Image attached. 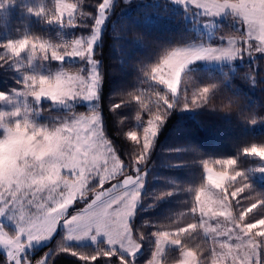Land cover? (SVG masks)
Returning a JSON list of instances; mask_svg holds the SVG:
<instances>
[{
    "label": "snow or ice",
    "instance_id": "6c2138e0",
    "mask_svg": "<svg viewBox=\"0 0 264 264\" xmlns=\"http://www.w3.org/2000/svg\"><path fill=\"white\" fill-rule=\"evenodd\" d=\"M9 2L14 0H3L0 7ZM180 2L202 10L209 18L230 13L243 28L242 43L229 37L225 46L194 43L166 50L159 62L149 66L144 74L170 95L153 89L146 102L141 92H129L110 106V111H114L134 102L138 106L137 119L140 111L148 112L142 132L129 130L125 133V139L134 144L129 163L121 159L118 149L107 137L102 115L96 111L73 112L51 126L34 124L29 119L30 109L0 112V215L10 214L17 225L14 234L0 227V246L7 250V257L0 264H41V260H22L21 254L33 241L50 237L61 223L68 229L69 240L91 235L95 241L99 234L106 238L107 250L79 256L87 264H95L101 257L108 260L117 257L119 264H132L131 259L118 255L117 249L134 257L145 239L143 231L134 229L130 223L144 181V172L139 166L148 160L168 110L176 106L174 98L181 89L182 77L187 83L186 67L198 60L231 59L253 51L264 53V0ZM110 3L111 0H101L98 4V15L92 26L95 34L86 40L77 38L70 43L57 44L36 36H24L0 43V49L4 50L0 53V63H15L27 53L30 61L51 58L62 62L67 56L79 57L90 66L87 71L81 68L62 70L54 75L26 74L22 90L16 94L32 97L37 104L42 98L59 104L96 99L101 74L96 67L98 61L93 59V45ZM77 8V3L72 0H55L54 11L42 6L28 11L44 17L49 23L67 21L72 24L77 17ZM215 87L209 84L196 88L184 97L183 107L198 108L205 104L215 107L210 98ZM8 100L9 94L0 92V101ZM8 117L16 119L9 123ZM242 152L264 161V144H252ZM201 163L205 179L196 189L195 202L190 209L191 213H198V222L176 227L174 232L158 228L151 233L155 242L147 264H164L162 254L165 245L169 244L181 250L176 264H264V196L251 200L237 216H233L228 203L229 186L233 197L245 192L250 187L246 172L239 170L236 158L205 159ZM259 171L264 172V168ZM93 181H96L94 186ZM110 181L116 183L105 187ZM214 190H219V194ZM89 193L92 194L90 202ZM167 194L171 195L170 192ZM77 200L86 207L68 215ZM220 217L225 218V224L220 223ZM213 220H216L215 225L210 223ZM198 229L212 234L213 247L200 251L187 244L185 235ZM220 237L222 239H218Z\"/></svg>",
    "mask_w": 264,
    "mask_h": 264
},
{
    "label": "trees",
    "instance_id": "16d2710c",
    "mask_svg": "<svg viewBox=\"0 0 264 264\" xmlns=\"http://www.w3.org/2000/svg\"><path fill=\"white\" fill-rule=\"evenodd\" d=\"M72 2L78 5L77 17L72 24L67 21L63 24L49 23L44 17L28 11L29 8L37 9L41 6L54 11L55 0H14L3 4L0 7V43L24 36H36L63 44L91 35L98 15L97 6L101 0ZM229 17L218 19L217 23L220 25L216 29V37L241 36L242 30L234 27ZM208 18L197 14L196 8H184L171 0H118L105 22L99 42L93 46V59L98 61L101 74L95 103H77L68 109H61L53 107L51 101L43 100L37 105L44 114L41 121L51 126L70 113L96 111L102 115L107 137L118 149L121 159L129 163L134 144L125 139V133L129 130L142 132L148 112L140 111V118L137 119L138 106L134 102L124 104L114 111H110V106L129 92H141L146 102L150 90L168 94L163 86L151 81L144 74L145 71L158 63L166 50L193 43H207L205 36L197 28ZM211 44L214 45L213 42ZM3 51L0 49V53ZM65 58L62 62L52 59L50 62L52 66L57 64L64 70L83 68L87 71L86 61L71 62ZM256 61L258 70L254 65L245 69L254 72L257 85L248 96L252 99L250 102L247 99L245 108L237 115L228 117L218 108L190 114L184 111L183 101L174 98L176 106L168 110L148 160L139 166L146 181L131 224L134 229L143 231L145 239L141 242L143 246L139 255L133 259L125 256L132 260V264H147L155 242L151 233L158 228L174 232L176 227H186L189 223L198 222V214L191 213L190 209L195 202V191L205 179L202 160L236 158L239 170L246 172L250 187L245 192L233 197L229 186L234 216L251 200L257 199L259 195L264 196V182L249 175V170L259 166L261 160L242 152L252 144H264V55L256 57ZM51 71L47 70L48 73ZM27 72L29 69L20 67L19 60L15 63H0V92L9 93L22 89ZM220 75L215 74L214 78ZM95 183L96 181L93 182ZM169 192L171 195L167 194ZM81 207L78 201L70 209L69 215L80 211ZM185 239L194 250L204 251L213 247L202 229L186 234ZM65 248L69 251H61ZM100 249L107 250L105 242L96 245L68 244L66 230L61 228L50 244L39 248L32 259L36 261L48 255L46 264H87L79 256L93 255ZM180 254L179 247L168 248L163 257L164 264L176 263ZM0 256L2 261L6 259L2 253ZM95 264H118V259L101 257Z\"/></svg>",
    "mask_w": 264,
    "mask_h": 264
},
{
    "label": "rangeland",
    "instance_id": "374dc122",
    "mask_svg": "<svg viewBox=\"0 0 264 264\" xmlns=\"http://www.w3.org/2000/svg\"><path fill=\"white\" fill-rule=\"evenodd\" d=\"M117 1L118 0H111L110 6L107 10L106 18L104 19V22L100 27V31L97 35V39H96L94 45L99 42L103 27L105 25V22H106L107 18L111 15ZM126 1H129V0H126ZM171 1H173L177 5L182 6L184 8H187V7L195 8L191 5L186 6L185 4L181 3L180 0H171ZM196 12H197V14L198 13L203 14L202 10H199V9H196ZM227 16H230L228 19L232 21V24L234 27L239 28L243 31L242 26L239 23H237V20L235 18H233L230 13H225L219 17L208 18L206 21H203V23L199 24L197 31L200 32L203 36H205L207 43L201 42L198 44L204 45V46H212V47L225 46L226 41L229 37H234L239 43H242L241 36H228V37H224L225 39H222V37L219 35L216 37V29L220 25L217 23L218 19H224ZM93 34H95V33L93 32L91 35H93ZM91 35H88L86 37H80V39L86 40ZM211 42H213L214 45H212ZM262 55H264V53L253 51V53H247V52L241 53L239 56H237L235 58H231V59L222 58L219 60H207V59H205V60L194 61L193 63L189 64L186 67L184 77L187 78V83L183 82V77H182L181 89L177 93L175 99H181L184 102V97L186 95H190L193 91L196 90V88L206 86L209 84H214L216 87L210 93V98H211L213 105H215V107H210L209 105L205 104V105H202L198 108H191V107L184 108V111L188 112L190 114H193L195 111H199V110H215L218 108V109H221V112L228 117H232L233 115H237V113L240 110L245 108V106L247 104V99L249 100L248 102H250V100L252 98L251 97L249 98L248 96H250V94L253 91L252 89L257 85V80H256V76L254 75V72L251 70H246L245 68L248 66L251 67L252 65H254L256 70H258V62L256 61V57H261ZM50 59L51 58H49L48 60L45 61V60H41L40 58H34L30 61L27 53H23L21 55V57L18 58L20 67H27L29 69V72H27L26 74L54 75L55 73L64 70V69H61L59 67V65H57V64L55 66L54 65L52 66ZM65 59L71 60V62H76V61L82 60L79 57H66ZM51 66H52V68H51ZM85 66H87V69H88V67H90L87 64V62H85ZM98 66L99 65L97 63V65H96L97 69L99 68ZM53 67H54V69H53ZM242 68H244L245 70H242ZM47 70L48 71L52 70V71L48 73ZM46 73H48V74H46ZM215 74H221V75L217 78L216 77L214 78ZM238 75L240 77H238ZM21 90L22 89H16L15 92L14 91L9 92L8 93L9 94V100L8 101H0V103H1L0 112H11V111H14L16 108H20L22 112L25 109H30L31 111L29 113V119L34 124H36L38 126H48L47 124H44V122L41 121V118L44 116V114H43V112L39 106L37 108L38 104L35 102V100L32 97H24L22 95L16 94L17 92H19ZM97 97H98V95H97ZM96 99H94L92 101H85V100L81 99L78 101L68 102L67 104H59V103H53L50 99L42 98L39 103H41L43 100H49L52 102V106L55 108L68 109L70 106L77 104V103H86L88 105H92L95 103ZM37 109H39V111H37ZM15 119L16 118H14V117H8L7 122L13 123L15 121ZM159 130H160V128H159ZM158 133H159V131H158ZM158 133H157V135H158ZM157 135L154 139V142L157 138ZM260 168H264V161H261V164L259 166L252 167L249 170V175L251 176V178H256V179L264 182V172H260L259 171ZM145 181H146V179H145V174H144L143 186L139 190L140 194L144 190ZM111 183H116V181H110L108 184L105 185V187H110ZM93 186H94V184H93ZM214 191L217 195L219 194V190H214ZM91 198H92V194L89 193V196H88L89 202H90ZM78 201H79L80 205L82 206L81 209L86 207V205L83 202H81L80 200H77L75 202L74 206L76 205V203ZM139 203H140V197L137 201L134 214L132 217H130V223H131V220L133 219V217L135 215V212H136V209H137ZM228 203L231 205L229 195H228ZM74 206H72V207H74ZM70 209L68 210V215H69ZM230 211L232 212V215H233L232 205H231ZM219 221L221 224L226 223L224 217H220ZM210 223L215 225L216 220L210 221ZM0 227H2L4 230L8 231L9 234H14L17 231V225L10 218V214H8V213L0 215ZM61 228H65L66 239H67V236L69 234L68 229L65 227V225L63 223H61L50 237L43 239V240H40V241H33L31 244L27 245L24 249V252L21 254L22 260L26 258V259H29L30 261H33L32 258L35 256L38 249L43 248L44 246L50 244V242L52 241L54 236L57 234V232ZM205 235L210 239V241L213 245L212 234L211 233H208V234L205 233ZM218 239H222V237H220ZM102 241L105 242L106 247L108 249L109 246L107 245L106 238L103 236V234L97 235V238L95 241H93L91 239V235L88 237H83L80 240H76V239L69 240V239H67L68 244H79V245H88V244L96 245ZM216 246L218 247V245H216ZM170 247H178V246L171 245V244L165 245V251L162 254V259L165 255L166 251ZM117 252H119L123 256L129 257L128 253L122 249H117ZM140 252H141V248L135 254L134 257H130V258L131 259L135 258L137 255L140 254ZM0 253H2V255H4L5 258L7 257V250L5 247L0 246ZM47 258H48V255L44 256L42 259H40L41 264H46ZM0 261H2L1 256H0ZM118 264H119V261H118ZM173 264H176V263H173Z\"/></svg>",
    "mask_w": 264,
    "mask_h": 264
},
{
    "label": "crops",
    "instance_id": "0c3cea01",
    "mask_svg": "<svg viewBox=\"0 0 264 264\" xmlns=\"http://www.w3.org/2000/svg\"><path fill=\"white\" fill-rule=\"evenodd\" d=\"M2 135V134H1Z\"/></svg>",
    "mask_w": 264,
    "mask_h": 264
}]
</instances>
